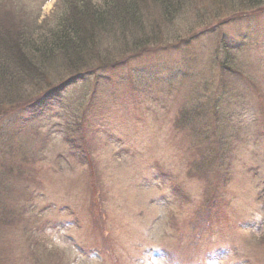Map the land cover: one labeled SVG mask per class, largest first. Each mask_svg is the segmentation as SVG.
<instances>
[{
    "label": "rangeland",
    "instance_id": "1",
    "mask_svg": "<svg viewBox=\"0 0 264 264\" xmlns=\"http://www.w3.org/2000/svg\"><path fill=\"white\" fill-rule=\"evenodd\" d=\"M153 1L135 28L150 46L106 72L121 82L63 90L85 130L102 131L90 140L92 163L65 158L83 152L60 128V95L0 116V130L18 129L25 148L36 137L33 151L47 158L32 183L0 181V264H264V1L188 0L174 19ZM0 2L42 26L64 5ZM54 75L46 84L70 74ZM121 146L130 154L119 162ZM99 192L105 241L89 213ZM199 217L211 218L203 234Z\"/></svg>",
    "mask_w": 264,
    "mask_h": 264
},
{
    "label": "trees",
    "instance_id": "2",
    "mask_svg": "<svg viewBox=\"0 0 264 264\" xmlns=\"http://www.w3.org/2000/svg\"><path fill=\"white\" fill-rule=\"evenodd\" d=\"M62 1L64 5L61 11L50 17L43 26L39 24V18H30L29 12L23 9L19 13H12L3 4V8L0 7L1 117L15 109L36 105L44 98L42 96L51 97L54 92L73 82L92 81L96 86L108 79L121 82V77L115 72L135 55L134 50L139 52L143 46H150L145 44L148 43L146 31L140 28L142 31L137 33L135 29L139 28V22L144 18L146 11L140 13V9L143 6L142 9H146L148 0H88L77 1L76 4L70 0ZM155 1L165 19H174L190 3L188 0ZM129 33L131 35L128 37ZM107 71L115 72L109 75ZM62 72L69 73V77L55 85L46 84L48 78ZM28 89H32L31 94L24 97ZM70 112L69 122L74 120L76 123L73 126L66 124V127L74 130L78 125H83L79 118L82 109L79 107ZM183 113L179 118L180 123L187 119ZM192 119H195V114ZM185 125L190 126L187 122ZM86 130L82 132L86 133ZM77 134L80 133L77 131ZM80 135L81 141H84V134ZM21 139L20 134L14 137L0 135V140L4 142V156L9 157L0 167V181L14 180V183L24 186L35 178L33 166L36 161L32 158L37 152L26 149L20 144ZM85 159L88 165L92 163L91 159ZM195 167L196 170L199 168L198 165ZM202 173L199 170L195 179L201 181Z\"/></svg>",
    "mask_w": 264,
    "mask_h": 264
}]
</instances>
